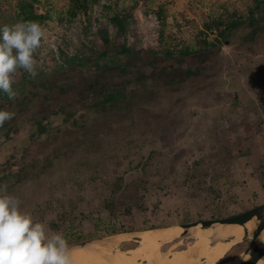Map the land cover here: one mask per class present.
Returning <instances> with one entry per match:
<instances>
[{"label":"rangeland","instance_id":"1","mask_svg":"<svg viewBox=\"0 0 264 264\" xmlns=\"http://www.w3.org/2000/svg\"><path fill=\"white\" fill-rule=\"evenodd\" d=\"M40 1L23 15L17 0H0V26L33 20L47 33L40 75L18 78L15 102L0 99L16 113L0 127V184L24 211L52 230L71 229V247L87 233L111 235L99 221L108 216L103 198L127 213L129 231L264 202V8L251 23L255 0ZM223 5L246 20L217 39L206 24ZM46 11L50 19L39 18ZM120 13L121 32L111 22ZM110 93L107 106L96 105ZM180 238L158 251L171 260L193 242Z\"/></svg>","mask_w":264,"mask_h":264},{"label":"clouds","instance_id":"2","mask_svg":"<svg viewBox=\"0 0 264 264\" xmlns=\"http://www.w3.org/2000/svg\"><path fill=\"white\" fill-rule=\"evenodd\" d=\"M38 21L21 20L0 26V93L9 101L20 98L18 78L40 75L38 52L46 40ZM16 113L0 108V127ZM19 196L0 184V264H73L69 241L21 207Z\"/></svg>","mask_w":264,"mask_h":264},{"label":"bare ground","instance_id":"3","mask_svg":"<svg viewBox=\"0 0 264 264\" xmlns=\"http://www.w3.org/2000/svg\"><path fill=\"white\" fill-rule=\"evenodd\" d=\"M243 216V213H239L232 217L218 218L207 226L188 223L149 228L141 232L136 244L125 250L120 245L132 241L129 232H116L101 239L79 242L72 248L83 251L90 264H195L213 244L235 234V228ZM186 234L195 235L193 242L175 252L171 260L167 259V253L158 251ZM256 238H264V226ZM180 244L176 242L169 249L174 250ZM242 264H264V256L254 254Z\"/></svg>","mask_w":264,"mask_h":264},{"label":"trees","instance_id":"4","mask_svg":"<svg viewBox=\"0 0 264 264\" xmlns=\"http://www.w3.org/2000/svg\"><path fill=\"white\" fill-rule=\"evenodd\" d=\"M127 4L130 0H126ZM41 1L40 0H17V13L18 14H23V15H28V14H32L35 5L40 4ZM84 5H87L86 1L83 2ZM126 4V5H127ZM133 6L135 4H132ZM229 5H223L221 6V9L218 10V14L213 18V21L209 24H206L207 27L210 28L211 31H216V36H218L217 39H219V36H223L224 33L226 32V30L228 28L234 27L236 25H238L239 23H241L242 21L246 20V16L243 15H237V10L234 8L233 10H229L227 9L228 7H226ZM264 8V0H255L254 4L250 7L247 8V12H248V16L251 18L250 22L254 23V19L251 17L253 16V14L256 11H260L261 9ZM244 14V13H243ZM39 18L44 19V20H49L50 19V15L48 14V12H44L42 14H38ZM126 13H120L115 15L114 17H112L111 22L113 23V25L117 28V30L119 32L124 31L125 29V25H126ZM213 25V26H212ZM104 42H108V38L105 36ZM197 44L200 45V47L202 46H206L208 44L207 41H202V42H198ZM191 49L188 48L187 46H184V48L180 51L183 52H189ZM125 53H128V49L124 48ZM180 51L176 48H168L167 50H165V54L166 55H172V54H176V53H180ZM102 69H107V64L105 62H103V65L101 66ZM3 97V98H2ZM115 97V94H107V96L105 98L102 99L101 102H96V105L98 106L103 105V107L107 106V103L110 102V100H112ZM7 98L3 93H0V99H5ZM103 201H105V203L103 204L108 216L105 218L103 216H100L99 221L100 222H104L107 221V225L111 226H106V231L110 232V233H116V232H122V231H129L131 229H133L135 226L133 225V223L131 221H129L127 218V213H123V212H119L117 214H115L114 209L112 208L113 203L115 202L114 198H103ZM133 209V208H130ZM129 212H131L129 210ZM142 215L146 216V213L148 214L149 212H147V210H140L139 211ZM213 215H211V217H216V214L214 213V211L212 212ZM119 216V217H118ZM114 217H118L119 220H117L116 222L112 219H114ZM201 218V216H200ZM108 219V220H106ZM146 219V218H145ZM202 219V218H201ZM149 220H146V223H148ZM97 224V222H96ZM116 225H119L118 227H116ZM160 225L158 224H145L144 227L146 228H154V227H159ZM65 237L67 238V240L69 241L74 234L72 233L71 229H69L68 231L64 232ZM97 235L95 233H87L84 235V238L86 239H91L96 237ZM77 238H81V236H77ZM238 246V245H237ZM241 249V248H240ZM237 248L234 249L232 251V254L234 252H236ZM238 251V250H237Z\"/></svg>","mask_w":264,"mask_h":264},{"label":"water","instance_id":"5","mask_svg":"<svg viewBox=\"0 0 264 264\" xmlns=\"http://www.w3.org/2000/svg\"><path fill=\"white\" fill-rule=\"evenodd\" d=\"M241 213H243L244 216L240 221L239 226L235 228L236 233L225 240H221L213 244L210 248H208L206 254H204L195 264H242L244 263V261H246L249 257H251L254 254L264 256V238H256L257 234L264 226V202L254 205L251 208ZM214 220H218V218L198 220L190 223L207 226ZM185 224L188 223H181L174 225H185ZM140 231L142 230L123 231V232L138 233ZM230 231H233V229H230ZM193 238H195L194 234H188L186 236L181 237L179 241H184L188 239L192 240ZM92 239H96V238L82 239L77 241L76 243L84 242ZM137 239L138 237L135 238V240ZM246 242L249 243L243 246L238 251L234 252L233 254L226 256L228 252L232 250V248H234L238 244L246 243ZM73 246L74 244L70 247L73 264H90L87 255L83 251L74 250L72 248Z\"/></svg>","mask_w":264,"mask_h":264},{"label":"flooded vegetation","instance_id":"6","mask_svg":"<svg viewBox=\"0 0 264 264\" xmlns=\"http://www.w3.org/2000/svg\"><path fill=\"white\" fill-rule=\"evenodd\" d=\"M131 242V241H130ZM249 242H246V243H241L242 245L240 247L237 248V250H239L240 248H242L243 246H245L246 244H248ZM136 244V243H135ZM239 245V244H238ZM237 247V246H235ZM234 247V248H235ZM234 248H232V250H230V252H228V254L226 256H229L230 254H232V251L234 250ZM236 250V251H237Z\"/></svg>","mask_w":264,"mask_h":264}]
</instances>
